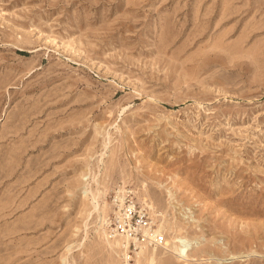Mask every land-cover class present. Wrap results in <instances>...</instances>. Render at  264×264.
I'll use <instances>...</instances> for the list:
<instances>
[{"label": "rangeland", "instance_id": "obj_1", "mask_svg": "<svg viewBox=\"0 0 264 264\" xmlns=\"http://www.w3.org/2000/svg\"><path fill=\"white\" fill-rule=\"evenodd\" d=\"M127 193L152 264H264V0H0V264H148Z\"/></svg>", "mask_w": 264, "mask_h": 264}, {"label": "built area", "instance_id": "obj_2", "mask_svg": "<svg viewBox=\"0 0 264 264\" xmlns=\"http://www.w3.org/2000/svg\"><path fill=\"white\" fill-rule=\"evenodd\" d=\"M128 193L114 197L113 212L105 222L108 228L114 236L126 238L129 246L141 247L162 243L165 236L159 230L149 207L140 205L133 194Z\"/></svg>", "mask_w": 264, "mask_h": 264}, {"label": "bare ground", "instance_id": "obj_3", "mask_svg": "<svg viewBox=\"0 0 264 264\" xmlns=\"http://www.w3.org/2000/svg\"><path fill=\"white\" fill-rule=\"evenodd\" d=\"M108 140V139H107ZM108 144V143H107ZM106 164V163H105ZM104 164V165H105ZM89 169V168H88ZM87 173V172H86ZM86 175V174H84ZM86 178V177H85ZM88 179V178H87ZM86 180V179H85ZM87 186V185H86ZM85 186V187H86ZM85 193L88 194V192L90 193L91 197H92V206L95 210L99 211L100 210V206H101V203H100V196L103 195V191L101 189H97V191H93V190H89V188L86 187L85 191H83ZM84 193V194H85ZM83 194V195H84ZM88 196V195H86ZM153 202V201H152ZM150 207L153 208V205L151 204ZM161 231V229H159ZM175 230V229H174ZM162 232V231H161ZM124 237L121 236V238H115L114 240H110L108 237L106 238L105 237V240L106 242L110 245V246H114V245H119L120 244L122 245L121 241ZM126 239V238H125ZM165 240V238H164ZM172 240V241H171ZM191 240L192 239H189V237L187 236H184L183 234L181 233H177V234H174L170 241L169 240H166L167 242H171V250L172 252L176 255V257L180 260H183V261H187V260H190L192 258V256L194 255L193 252H190V250L192 249L191 248ZM124 243V242H123ZM127 244V243H126ZM169 244V243H168ZM107 245V244H106ZM167 245V244H166ZM70 247V246H68ZM124 247V246H123ZM164 247V246H163ZM149 249L148 247H142L141 250L138 252V255H141V254H144V259H147L148 260V264H152L154 261H155V255L153 252H147ZM156 249V247H152L151 248V251ZM146 253H149L148 256Z\"/></svg>", "mask_w": 264, "mask_h": 264}]
</instances>
